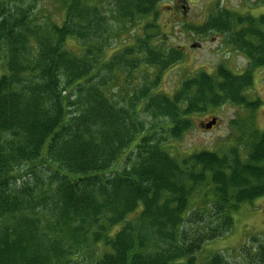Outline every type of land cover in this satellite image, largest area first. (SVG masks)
Listing matches in <instances>:
<instances>
[{"label":"trees","instance_id":"16d2710c","mask_svg":"<svg viewBox=\"0 0 264 264\" xmlns=\"http://www.w3.org/2000/svg\"><path fill=\"white\" fill-rule=\"evenodd\" d=\"M113 1L0 0V264H199L264 195V139L245 161L240 148L178 158L155 139L160 118L179 139L185 116L245 103L252 77L220 68L172 97L155 92L178 51L148 34L109 57V18L157 29L162 0ZM215 16L209 29L228 37L243 22ZM245 30L237 41L264 66V35ZM202 264L236 263L215 253Z\"/></svg>","mask_w":264,"mask_h":264},{"label":"rangeland","instance_id":"374dc122","mask_svg":"<svg viewBox=\"0 0 264 264\" xmlns=\"http://www.w3.org/2000/svg\"><path fill=\"white\" fill-rule=\"evenodd\" d=\"M111 2L116 7L114 1ZM220 11L232 14V23L238 17L243 20L241 24L232 25L229 37L228 34L209 29L207 25L215 21L214 17ZM109 21L113 25L109 57L124 48L135 46L136 40L146 38L148 34H154L153 44L163 48L166 53L178 51L177 61L169 63L155 87L157 93H167L172 97L174 93L182 91L186 80L201 77L203 73L218 79L220 68L238 77L247 74L252 77L250 87H245L241 93L246 97L245 103L224 100L219 105L210 104L204 111L185 116L190 126L181 132L179 139H173L166 129L170 119L160 118L159 127L164 129L159 128L158 134L154 135L174 157L182 158L185 154L201 151L225 155L240 148L238 152L245 161L256 137L258 142L264 139V66H254L243 49V43L237 39L239 35H246L245 29L249 26L264 35V0H162L156 18L158 27L147 29L148 32L144 29L153 21L151 17L132 24L126 20L118 22L112 17ZM231 36L235 42H232ZM137 78L138 74L135 73L137 87L145 85L144 77ZM151 118H147L148 127L153 123ZM214 118L218 121L214 129H204L203 125ZM128 154H124L115 165H121ZM234 215L231 231L207 243L199 251V264L215 253L224 255L236 264H264V195L254 199L252 204H243ZM203 220L207 222L208 217L203 216Z\"/></svg>","mask_w":264,"mask_h":264},{"label":"water","instance_id":"95a60500","mask_svg":"<svg viewBox=\"0 0 264 264\" xmlns=\"http://www.w3.org/2000/svg\"><path fill=\"white\" fill-rule=\"evenodd\" d=\"M216 124H217V119L214 118L208 124H204L203 128L206 129V130H211L213 128V126H215Z\"/></svg>","mask_w":264,"mask_h":264},{"label":"flooded vegetation","instance_id":"af4514ba","mask_svg":"<svg viewBox=\"0 0 264 264\" xmlns=\"http://www.w3.org/2000/svg\"><path fill=\"white\" fill-rule=\"evenodd\" d=\"M214 128H212V130H213Z\"/></svg>","mask_w":264,"mask_h":264}]
</instances>
